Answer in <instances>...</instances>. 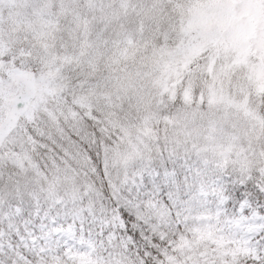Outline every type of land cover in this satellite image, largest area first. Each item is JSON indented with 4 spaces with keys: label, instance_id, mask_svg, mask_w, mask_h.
I'll return each mask as SVG.
<instances>
[{
    "label": "snow or ice",
    "instance_id": "obj_1",
    "mask_svg": "<svg viewBox=\"0 0 264 264\" xmlns=\"http://www.w3.org/2000/svg\"><path fill=\"white\" fill-rule=\"evenodd\" d=\"M0 264H264V0H0Z\"/></svg>",
    "mask_w": 264,
    "mask_h": 264
}]
</instances>
